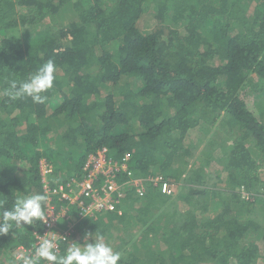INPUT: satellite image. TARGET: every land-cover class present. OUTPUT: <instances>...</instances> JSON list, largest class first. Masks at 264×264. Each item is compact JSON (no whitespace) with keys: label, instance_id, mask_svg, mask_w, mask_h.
<instances>
[{"label":"trees","instance_id":"1","mask_svg":"<svg viewBox=\"0 0 264 264\" xmlns=\"http://www.w3.org/2000/svg\"><path fill=\"white\" fill-rule=\"evenodd\" d=\"M49 59L43 104L3 95ZM103 146L175 193L127 185L122 213L75 221L61 254L90 231L118 264H264V0H0V201L44 194L41 158L59 184ZM44 229L0 235V264Z\"/></svg>","mask_w":264,"mask_h":264},{"label":"built area","instance_id":"2","mask_svg":"<svg viewBox=\"0 0 264 264\" xmlns=\"http://www.w3.org/2000/svg\"><path fill=\"white\" fill-rule=\"evenodd\" d=\"M43 193L48 196L45 211L48 221L42 235H37L33 244L43 236L55 235L57 243L67 241L74 231L75 221L85 218H96L105 212L122 213V203L126 196V186L138 196L143 197L149 187H153L163 195H173L172 183L161 175H134L129 168V153L122 158L114 159L107 146L94 150L84 161V173L80 178H71L59 184L50 182V170L45 159L39 161ZM121 176L126 180L121 181ZM56 197V201H54ZM63 202V205L56 203ZM74 211V214H72ZM74 215V216H73ZM67 220V230L59 232L53 229L58 219ZM30 248L17 247V252H31ZM48 264V262H46Z\"/></svg>","mask_w":264,"mask_h":264},{"label":"clouds","instance_id":"3","mask_svg":"<svg viewBox=\"0 0 264 264\" xmlns=\"http://www.w3.org/2000/svg\"><path fill=\"white\" fill-rule=\"evenodd\" d=\"M56 66L49 59L35 72L30 73L20 81L13 80L3 95L12 100L30 97L34 103L43 104L47 97L42 93L53 87ZM48 196L41 193L18 195L11 207H5L0 201V235L8 234L24 225H33L39 221L46 224L48 216L44 204ZM31 252H17L13 255L11 264H118L121 253L105 242L101 233L85 231L82 243H73L60 253L55 235L43 236L38 243L32 245Z\"/></svg>","mask_w":264,"mask_h":264},{"label":"rangeland","instance_id":"4","mask_svg":"<svg viewBox=\"0 0 264 264\" xmlns=\"http://www.w3.org/2000/svg\"><path fill=\"white\" fill-rule=\"evenodd\" d=\"M251 109L254 111V114H257L256 113L257 112L256 107L251 105ZM221 126H222V122L220 120L219 122L216 123L215 128L211 131V133L209 134L208 138H210L211 140L217 141V142L223 140L224 138H226V133L223 132V130L221 129V128H225V127H221ZM205 147H208V146H204L203 145L202 147H199L197 149V151L195 152V156H200L203 153L207 152V150H205ZM261 172H262V175L264 176V167L262 168ZM262 194H264V192ZM71 240H69L68 242L72 243ZM73 240H74L75 243H82L83 242V235H81V234L78 235L77 234V235L74 236ZM16 251H17V249H14L12 252H8V254L6 255V258H5L6 264H11L13 255L15 254Z\"/></svg>","mask_w":264,"mask_h":264},{"label":"crops","instance_id":"5","mask_svg":"<svg viewBox=\"0 0 264 264\" xmlns=\"http://www.w3.org/2000/svg\"><path fill=\"white\" fill-rule=\"evenodd\" d=\"M141 176V175H140ZM143 177H147V175H142ZM52 180H53V178H51ZM54 181V180H53ZM158 191V190H157ZM158 193H159V191H158ZM133 196L134 197H136V198H140V197H138L134 192H133Z\"/></svg>","mask_w":264,"mask_h":264}]
</instances>
